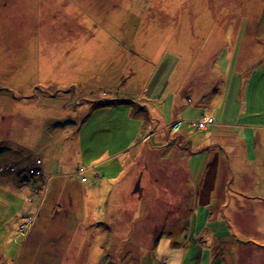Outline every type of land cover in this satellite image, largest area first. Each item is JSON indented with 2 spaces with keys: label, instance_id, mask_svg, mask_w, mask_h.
<instances>
[{
  "label": "rangeland",
  "instance_id": "374dc122",
  "mask_svg": "<svg viewBox=\"0 0 264 264\" xmlns=\"http://www.w3.org/2000/svg\"><path fill=\"white\" fill-rule=\"evenodd\" d=\"M262 159L264 0H0V264H264Z\"/></svg>",
  "mask_w": 264,
  "mask_h": 264
},
{
  "label": "crops",
  "instance_id": "0c3cea01",
  "mask_svg": "<svg viewBox=\"0 0 264 264\" xmlns=\"http://www.w3.org/2000/svg\"><path fill=\"white\" fill-rule=\"evenodd\" d=\"M214 123H215V120H214ZM211 126H213V125H211ZM252 158H254V157H252ZM41 162V161H40ZM41 165H42V162H41ZM31 166V165H30ZM39 168H40V166H39ZM43 173V172H42ZM44 174V173H43ZM29 177H32L33 179H34V182H36L37 180V178L36 177H34L33 175H29V174H27ZM39 178V177H38ZM42 178V177H41ZM41 178H39L41 181H39L37 184L36 183H34L33 182V186H32V189H31V194H35L36 196L37 195H39V197H41L40 198V202H39V204L37 205V208H33L32 210H28V211H24L23 213H22V218H24L25 220H27L28 221V225H29V227L31 226V228L28 230V231H26V232H24V233H27V235H26V237H28V233H31V232H33L34 231V226L36 225V222L38 221V219H39V209L41 208V206H43L44 205V198H42V197H45V191L43 190V188H42V182H43V178L41 179ZM86 178V177H85ZM36 180V181H35ZM80 183L81 184H88L89 183V180L86 178V182L84 181V183L83 182H81V179H80ZM49 216L51 215V218H52V222H56V220H57V216L61 213V209H62V207L60 206V205H53V206H49ZM37 215V217L35 218V216ZM34 217V218H33ZM61 226H63V223H64V219H62L61 220ZM82 222L80 221L79 223H78V226H82ZM91 227V226H90ZM58 228H60V225H58ZM65 232V229H63V228H60V229H58V231H57V233H59V234H62V233H64ZM76 233H78L79 235H81L82 234V231L80 230V229H77V230H75V232H74V234H76ZM166 244V242H164V245ZM168 251V250H167Z\"/></svg>",
  "mask_w": 264,
  "mask_h": 264
},
{
  "label": "bare ground",
  "instance_id": "6f19581e",
  "mask_svg": "<svg viewBox=\"0 0 264 264\" xmlns=\"http://www.w3.org/2000/svg\"><path fill=\"white\" fill-rule=\"evenodd\" d=\"M47 59V58H46ZM45 59V60H46ZM41 61V60H40ZM175 126H177V125H174V127ZM192 126L193 127H195L196 128V130H199V128L196 126V123H192ZM174 146H177V143L176 142H174ZM263 161H264V159H262ZM39 162H40V160H39ZM33 165H35V166H41V163L39 164L38 162H37V160L35 161V163L33 164ZM6 171H7V168H4ZM4 169H2V170H4ZM1 170V171H2ZM187 171H189V169L187 168L186 169ZM5 171V172H6ZM9 171H11V173H15L17 170L16 169H9ZM39 174H38V172H36V173H31L34 177H36V178H38V176L40 175L42 178H43V173H42V170L39 168ZM26 172H27V174H28V171L26 170ZM78 173H80V175L81 176H83V173H82V171L80 170ZM83 178H85V176H83ZM84 181L86 182V179H84ZM84 181H83V183H84ZM42 186V188H43V190L45 191V189H44V185H41ZM134 190L135 189H133V192L131 193V194H133L134 193Z\"/></svg>",
  "mask_w": 264,
  "mask_h": 264
},
{
  "label": "built area",
  "instance_id": "2783aa9c",
  "mask_svg": "<svg viewBox=\"0 0 264 264\" xmlns=\"http://www.w3.org/2000/svg\"><path fill=\"white\" fill-rule=\"evenodd\" d=\"M203 125L201 124V123H198L197 124V127L199 128V127H202ZM39 164H40V162L39 161H37ZM36 172H38V174H39V171L37 170V169H35V168H32V169H29V173L31 174V173H36ZM83 179V181H84V178H82Z\"/></svg>",
  "mask_w": 264,
  "mask_h": 264
},
{
  "label": "water",
  "instance_id": "95a60500",
  "mask_svg": "<svg viewBox=\"0 0 264 264\" xmlns=\"http://www.w3.org/2000/svg\"><path fill=\"white\" fill-rule=\"evenodd\" d=\"M136 189V188H135ZM136 191V190H135Z\"/></svg>",
  "mask_w": 264,
  "mask_h": 264
},
{
  "label": "trees",
  "instance_id": "16d2710c",
  "mask_svg": "<svg viewBox=\"0 0 264 264\" xmlns=\"http://www.w3.org/2000/svg\"><path fill=\"white\" fill-rule=\"evenodd\" d=\"M85 179V178H84Z\"/></svg>",
  "mask_w": 264,
  "mask_h": 264
}]
</instances>
